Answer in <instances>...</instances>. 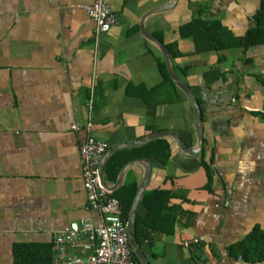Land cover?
<instances>
[{
    "label": "crops",
    "instance_id": "obj_1",
    "mask_svg": "<svg viewBox=\"0 0 264 264\" xmlns=\"http://www.w3.org/2000/svg\"><path fill=\"white\" fill-rule=\"evenodd\" d=\"M94 1L0 0V264H14L16 242H49L86 217L103 224L83 188L80 148L89 134L109 149L161 131L187 134L191 144L183 141L196 145L184 93L172 91L176 100L158 104L154 115L143 99L164 75L142 21L180 52L173 65L201 101L203 159L212 158L213 170L208 184L203 150L186 154L166 136L168 163L145 157L146 190H172L171 204L185 213L171 231L154 232L143 254L151 264H248L228 247L256 226L264 230V45L198 53L180 28L203 17L242 36L260 0H178L165 11L172 0H108L118 23L99 37L83 9ZM143 166L130 167L123 182L140 185ZM194 237L205 241L183 245Z\"/></svg>",
    "mask_w": 264,
    "mask_h": 264
},
{
    "label": "trees",
    "instance_id": "obj_2",
    "mask_svg": "<svg viewBox=\"0 0 264 264\" xmlns=\"http://www.w3.org/2000/svg\"><path fill=\"white\" fill-rule=\"evenodd\" d=\"M254 26H252L242 36L234 35L228 28L224 27L218 19L206 20L203 17H194L190 22L182 25L180 35L184 38H191L196 46V52H211L233 48L249 49L254 46L264 45V0H260L259 6L253 15ZM169 52L173 57L180 55L175 44L168 45ZM161 69L164 81L151 88L144 95L149 112L154 115L158 104L167 101H175L176 93L182 92L172 80L162 53L160 54ZM217 69V68H216ZM217 71V70H216ZM184 74L187 70L183 71ZM214 72L208 73L213 76ZM215 76V75H214ZM172 91H175L174 94ZM183 93V92H182ZM179 95V94H178ZM187 99V97H186ZM201 114L203 117V107L198 99ZM188 135L182 134V139L188 144L191 140ZM205 150L201 153L202 166L208 174V184L213 180L212 158L208 161L203 159ZM155 158L163 164H167L171 158L170 140L165 137L158 138L149 143L127 147L118 150L110 156L105 165L106 179L115 183L123 169L130 161L139 158ZM139 183L136 181L124 183L117 191L112 193L119 199L123 211L122 215L129 221L130 211L133 201L138 191ZM172 190L156 188L152 191L146 190L141 198L140 207L145 208V214L139 211L136 216L134 233L142 249L145 243L148 246L153 244V233L156 231L167 232L176 222V219L185 213L178 205H172ZM229 254L235 259L241 258L248 264H264V230L256 226L244 239L228 247ZM55 245L53 240L49 242H16L13 246L14 264H55ZM133 258L135 264H141L137 255Z\"/></svg>",
    "mask_w": 264,
    "mask_h": 264
},
{
    "label": "built area",
    "instance_id": "obj_3",
    "mask_svg": "<svg viewBox=\"0 0 264 264\" xmlns=\"http://www.w3.org/2000/svg\"><path fill=\"white\" fill-rule=\"evenodd\" d=\"M95 23V36L99 37L118 23V15L108 0H95L83 6ZM74 129H80L75 123ZM109 150V144L89 134L81 145L84 160L83 181L88 209L101 215L103 224L97 226L89 217L72 222L53 237L55 264H135L129 243V221L122 215V205L112 191L105 187L100 174V163ZM205 238L185 240L187 248L204 243ZM81 246L84 253L70 252L71 247Z\"/></svg>",
    "mask_w": 264,
    "mask_h": 264
},
{
    "label": "water",
    "instance_id": "obj_4",
    "mask_svg": "<svg viewBox=\"0 0 264 264\" xmlns=\"http://www.w3.org/2000/svg\"><path fill=\"white\" fill-rule=\"evenodd\" d=\"M178 0H172L170 2V4H168L167 6L161 8L159 11H165L168 9H171L174 4H176ZM150 15V14H149ZM147 17V15H146ZM145 17V18H146ZM141 30L142 33L144 34V36L146 38H148L150 40V42L157 48L159 49L158 51L162 53L164 60L166 62L167 65V69L168 72L172 78V80L175 82V84L177 85V87L179 89H181V91L185 94V96L187 97V99L191 102L193 110H194V116H195V122H194V128H195V133L197 136V143L194 146H189L187 145L182 137H180L178 134L172 132V131H161V132H154L151 133L150 135L139 139L135 142L132 143H126V144H121V145H117L115 147H112L111 149H109L106 154L103 156L102 161L100 163V174H101V178H102V182L105 185L106 188L110 189L112 192L117 191L118 189H120L119 187L122 186L124 184V177H125V173L126 171L132 167L133 165L136 164H145L146 166H143L145 169L143 178L141 180L140 185H138V191L136 194V197L133 201V205L130 211V216H129V243L130 246L133 250V252L135 253L134 255H137V258L140 260L141 264H151L146 255H144L143 250L139 244V242L137 241L136 237H135V233H134V227H135V222H136V216L138 213V208H139V204L141 201V198L146 190V185H148L149 180H150V176H151V163L149 161L148 158H139V159H135L131 162H129L127 165H125L118 177V180L115 183H108V181L106 180V175H105V164L107 162V160L110 158V156L112 154H114L115 152H117L119 149L125 148V147H131L134 145H142L145 143H149L157 138L166 136V137H170L173 138L176 143L178 144V146L180 147V149L186 153V154H199L202 152L203 150V127H202V114H201V109H200V105L198 103V100L196 99L192 89L190 88V86L187 84L186 81H184L176 72L174 65H173V58H172V54L171 52H169V48L155 35H153L152 33H149V31L144 27L143 21L141 23Z\"/></svg>",
    "mask_w": 264,
    "mask_h": 264
},
{
    "label": "rangeland",
    "instance_id": "obj_5",
    "mask_svg": "<svg viewBox=\"0 0 264 264\" xmlns=\"http://www.w3.org/2000/svg\"><path fill=\"white\" fill-rule=\"evenodd\" d=\"M238 53H237V55H239L240 53H242L243 51H237Z\"/></svg>",
    "mask_w": 264,
    "mask_h": 264
}]
</instances>
